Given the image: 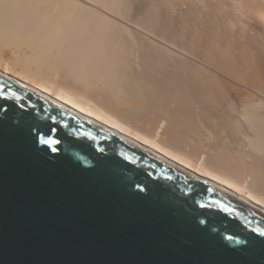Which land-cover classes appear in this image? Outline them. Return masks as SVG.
I'll return each mask as SVG.
<instances>
[{
  "label": "bare ground",
  "instance_id": "obj_1",
  "mask_svg": "<svg viewBox=\"0 0 264 264\" xmlns=\"http://www.w3.org/2000/svg\"><path fill=\"white\" fill-rule=\"evenodd\" d=\"M181 1L0 0V76L264 212V0Z\"/></svg>",
  "mask_w": 264,
  "mask_h": 264
},
{
  "label": "water",
  "instance_id": "obj_2",
  "mask_svg": "<svg viewBox=\"0 0 264 264\" xmlns=\"http://www.w3.org/2000/svg\"><path fill=\"white\" fill-rule=\"evenodd\" d=\"M0 264H264V212L0 76Z\"/></svg>",
  "mask_w": 264,
  "mask_h": 264
},
{
  "label": "rangeland",
  "instance_id": "obj_3",
  "mask_svg": "<svg viewBox=\"0 0 264 264\" xmlns=\"http://www.w3.org/2000/svg\"><path fill=\"white\" fill-rule=\"evenodd\" d=\"M159 1V2H158ZM166 1H169V0H165V1H162V0H157V1H155V0H151V2H150V0H148V3L147 4H150V5H148L149 6V8H154L155 9V12L157 11L156 10V8L157 7H159V8H157L158 9V11H159V13H164L165 14V11H167V13H168V10H169V13L168 14H170V15H172L171 17H169L168 19H170V20H172L173 21V19L176 21V25H181V23H180V21H181V15L184 13V11H183V9H182V7H184L183 6V4L181 3L182 1L180 0V2H178L179 0H176V2L175 3H177V6L175 5V3L173 2V0H172V2L171 1H169L170 2V4H169V2H166ZM175 1V0H174ZM154 3V5L155 4H157V5H153V3ZM158 2V3H157ZM163 2H166L169 6H171L170 8L168 7V5L166 4V3H163ZM161 3V4H160ZM163 3V4H162ZM172 3V4H171ZM167 5L166 6V8L167 9H165V7H162L163 5ZM179 4V5H178ZM153 5V6H152ZM181 5V6H180ZM180 6V7H179ZM156 7V8H155ZM162 7V8H161ZM173 7L175 8H178V9H173ZM161 9H164L163 11H161ZM157 11V12H158ZM161 11V12H160ZM178 11V12H177ZM173 12V13H172ZM166 13V14H167ZM264 17V16H263ZM262 16H261V20L263 21V23H264V18H263ZM180 19V20H179ZM184 23H182V25H183Z\"/></svg>",
  "mask_w": 264,
  "mask_h": 264
}]
</instances>
